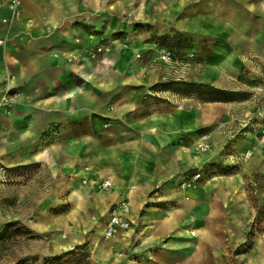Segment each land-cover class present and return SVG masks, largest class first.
<instances>
[{
    "label": "rangeland",
    "instance_id": "374dc122",
    "mask_svg": "<svg viewBox=\"0 0 264 264\" xmlns=\"http://www.w3.org/2000/svg\"><path fill=\"white\" fill-rule=\"evenodd\" d=\"M18 1L20 19L23 13L33 18L30 27L41 23L33 16L38 9L37 14L50 16L56 37L72 35L52 51V72L32 82L36 100L63 96L76 107L80 97L93 112L41 132L36 151L41 162L0 163V264H205L209 259L212 264H264V49L255 44V5L239 0H32L21 10L24 3ZM10 18L0 19L7 35L16 20L10 25L3 20ZM16 84L11 87L15 92L23 82ZM202 85L226 91L230 101H205L213 94ZM130 103L137 104L134 119L159 118L177 132L165 152L156 148L155 136L145 135L143 145L152 150L158 172L163 161L174 164L182 146L193 144L210 158L197 163L186 155L180 159L191 163L186 171L151 185L141 196L139 187L129 195V187L120 189L126 192L119 191L121 185L111 190L113 183L104 188L108 176H97L69 148L79 137H108L111 119L105 116ZM97 105L108 113L97 114ZM12 108L9 121L18 115ZM207 112L214 115L208 125L186 126ZM251 136L261 142L258 153L251 150ZM216 145L220 149L211 155ZM137 150L133 156L139 158L144 149ZM98 185L109 206L105 213ZM76 189L86 196L79 207L72 199ZM112 192L119 195L109 203ZM165 196L168 201H161ZM118 209L129 227L107 237L105 223ZM174 209L182 213L164 223ZM186 218L196 232L193 239L181 233ZM10 223L14 226L6 229ZM98 229L104 235L95 242ZM151 232L153 239L144 242Z\"/></svg>",
    "mask_w": 264,
    "mask_h": 264
},
{
    "label": "crops",
    "instance_id": "0c3cea01",
    "mask_svg": "<svg viewBox=\"0 0 264 264\" xmlns=\"http://www.w3.org/2000/svg\"><path fill=\"white\" fill-rule=\"evenodd\" d=\"M10 1L0 0V19L10 16L8 9ZM31 1L22 0L24 7L22 6L21 10H25V5ZM239 1L248 7L252 4L255 5L253 17L255 39L258 42L255 44H259L257 46L264 49V0ZM249 10L246 9V11L251 12ZM37 12L39 10L35 9L33 16L41 19L39 25H31L30 27L33 18L23 13L22 18L15 21L9 35L4 34V30L6 31L8 28H5L0 22V37L5 35L4 37L8 38L6 47L0 49V102L8 87H12L14 82H17L16 85L18 82H23L19 90L16 91L19 94V99L12 105L13 108L0 106V163L8 167L26 166L41 162L36 152L41 132L46 131L54 124L60 125L64 122L80 121L85 118L86 114L93 112V110L87 112L79 96L76 107L70 106L69 99L66 103L63 96H57V101H53L54 97L47 99L46 96L41 101L36 100L38 95L31 90L32 82L36 81L42 74L52 72L54 65V59L51 57L52 51L59 49L65 41L69 42V36H72L71 33L67 32V35L65 33L62 35L63 38L56 37L49 28V26L53 27L50 16L47 13L42 15L37 14ZM21 72L25 75H21ZM14 77L16 78L15 81ZM130 104H126V108L118 111L115 109L113 113L110 111V114L105 116L111 119L108 127H111L114 135L108 133L107 137L101 134L97 136V140L92 136L79 137L76 144L69 150L72 154L86 157L87 165L97 171V176H103V178L108 176L107 178H109L114 174L119 179L118 185L121 187L118 189L120 192H126L125 190L121 191V188L129 187L126 189H130L127 192L129 195L132 189L134 192V188L139 187V196H141L140 194H146L150 191L151 185L154 188V185L159 182L183 173L191 163L181 161L176 157L174 164L169 160L163 161L162 169L158 172L159 167L154 161L155 156L151 154L152 150L143 145L145 135L155 136L156 148L165 152L168 142L177 137V132L174 131L175 129L169 122L168 124L163 123L159 118L156 120L152 119V116H147L134 119L133 115L137 111V104ZM10 108H12L13 113L16 112L18 115L10 118L12 120L9 121L8 117L11 115L7 116V113H9ZM99 113L108 112L103 106L97 105V114ZM211 121L200 120L203 125H208ZM198 122L196 118H193L186 126L195 129ZM111 135L113 137H109ZM138 147L144 150L141 151L140 157L136 158L133 154L137 153ZM93 158L96 160L92 161ZM114 171H119L120 175ZM134 180H136L135 187L132 184ZM116 195L119 194L111 193L109 203L114 202Z\"/></svg>",
    "mask_w": 264,
    "mask_h": 264
},
{
    "label": "bare ground",
    "instance_id": "6f19581e",
    "mask_svg": "<svg viewBox=\"0 0 264 264\" xmlns=\"http://www.w3.org/2000/svg\"><path fill=\"white\" fill-rule=\"evenodd\" d=\"M16 21H17V19H16ZM1 48H2V46H0V49ZM17 63L20 64V62H17ZM20 67H22V66H20ZM21 75H25V74L23 72H21ZM15 80H16V78L14 79V81ZM195 118L199 122H200V120L201 121H204V120L211 121V120H213L214 115L212 114V112L211 113L210 112L209 113L207 112V113H204V114H199ZM153 131H156V130H153ZM251 141L253 142V147L251 148V150L256 151L258 153L259 150L262 148L261 142L256 137H254V136H251ZM219 149H220V146H218V145L213 146L212 147V150L210 152L211 155L212 154H217V152L219 151ZM186 155L190 157V159H191L192 162L193 161H196L197 163H199V162L200 163H205L210 158V154L209 153H201V152L197 151L195 149V146L193 144H190L189 146H182V150L180 149L178 151V153H177V157L179 159H184V157ZM85 159H86V157H83V160H85ZM107 173H109V172H107ZM109 178L111 179V181L113 183L112 184L113 185L112 189H116L117 186H118L119 179L114 174L111 175ZM216 179L219 180V179H222V178L220 177V178H216ZM229 179H233V177L230 176ZM95 182H97V181H95ZM132 184H133V187H135L136 186V180H134ZM189 187L192 188L193 185H190ZM196 188H199V186L197 185ZM96 191L98 192V195L103 198V203L101 205L100 210H101L102 213H105L108 210V207H109L108 204H107V202H106V200L104 199V197H106V196H104L102 194V192L100 191V186L99 185L96 187ZM186 193H188L187 188L182 193V197L183 196L186 197ZM85 197L86 196H84L83 193H81L80 190H77V189L74 191V193L72 195V199L75 202V204L77 205V207L80 206L81 202L83 201V199ZM160 200L161 201H168V197L167 196L162 197ZM180 213H182V210L181 209H174L172 211H169L168 214L165 216V218L162 221L164 223H169V222H171V220L175 219ZM181 226H182L181 233L187 235V237L190 238V239H193L195 237L196 232H194L191 229V221H190V219L186 218L185 220H183ZM101 234H102V236L104 235L103 230L102 229H98V233L96 234L95 242H97V241L100 240L99 239V235H101ZM151 239H153V232H151L146 237H144V242H148ZM187 244H188L187 245V248H190L192 243L191 242H188ZM212 260H213V258H212ZM205 264H212V261L209 259V260H207L205 262Z\"/></svg>",
    "mask_w": 264,
    "mask_h": 264
},
{
    "label": "built area",
    "instance_id": "2783aa9c",
    "mask_svg": "<svg viewBox=\"0 0 264 264\" xmlns=\"http://www.w3.org/2000/svg\"><path fill=\"white\" fill-rule=\"evenodd\" d=\"M9 10L11 12L10 19H4L3 22L10 25L14 20L20 17V2L18 0H13L10 4ZM8 38L0 37V46L6 47ZM170 56V53H168ZM19 99V94L14 91L11 87L6 89L5 95L2 97L1 105L5 107H12V105ZM198 178V177H197ZM104 188L110 187L112 182L107 180L103 183ZM120 209L114 210L108 221L105 223V234L107 237L114 236L120 229H127L129 227L128 222H126L122 215L119 213Z\"/></svg>",
    "mask_w": 264,
    "mask_h": 264
},
{
    "label": "trees",
    "instance_id": "16d2710c",
    "mask_svg": "<svg viewBox=\"0 0 264 264\" xmlns=\"http://www.w3.org/2000/svg\"><path fill=\"white\" fill-rule=\"evenodd\" d=\"M202 88H205L206 90H210L212 92V96L213 97H209L208 99H204L207 102L210 103H214V102H229V97L225 96L226 94H228L226 91H219L217 89H214L212 86H208V85H202ZM214 94H221V96H216ZM13 225V223H10L7 225L6 229L11 228ZM27 233H31L30 231H28L27 229H25ZM0 236H2V234H0Z\"/></svg>",
    "mask_w": 264,
    "mask_h": 264
}]
</instances>
